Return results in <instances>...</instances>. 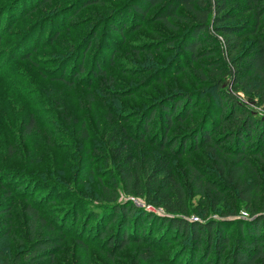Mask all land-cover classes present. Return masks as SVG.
I'll list each match as a JSON object with an SVG mask.
<instances>
[{"label":"trees","instance_id":"1","mask_svg":"<svg viewBox=\"0 0 264 264\" xmlns=\"http://www.w3.org/2000/svg\"><path fill=\"white\" fill-rule=\"evenodd\" d=\"M18 2L9 0L0 4V20L2 16L11 17L6 26L7 33L11 32L16 21L21 22L19 17L27 19L37 8L50 4L51 0H38L32 11H23L17 16L16 6L21 3ZM102 2L77 0L69 17L73 25L69 26L79 23L77 15L80 11L75 8L81 6L83 9L101 5ZM11 8V11H6ZM152 12L151 20H148L160 23L173 35L134 50V55L143 54L142 57L146 58L134 75L138 78L135 86L148 89L154 83H163L167 76L186 72L187 68L198 62L196 76L202 83L208 84L210 91L207 99H203L207 113L187 127L186 135L169 140L168 135L176 125H184L188 120L192 122L194 112L202 101L200 99L193 106L194 99L189 94L173 93L158 100L152 107L135 111L129 117L124 118L120 114V124L135 120L133 131L123 138L130 144L144 142L150 137L153 122L157 119L158 128L163 133L158 143L159 149L171 151L176 147L179 154L184 155L189 144L192 152L206 153L209 170L204 173L199 168L191 167V187L199 194L210 193L216 198L227 193L234 194L239 204L251 209L250 217L194 221L175 216L177 213L186 216L188 212L179 207L184 202L185 190L182 183L174 179L170 183L174 188L173 195L166 194L162 201L166 212L163 215L149 214L129 202L117 203L108 194H103L111 200L112 206H100L87 216L80 233L74 235L76 244L82 249L92 246L93 241L84 239L83 233L94 223L95 239L104 242L101 248L114 253L132 243H147L158 250H167L171 244H178L173 264H180L181 260L182 264H264V0H124L119 11L97 16L84 31L79 43L69 46L71 55L63 57L62 62L58 59V65L52 69L51 75H47V72L42 75L69 87L81 77H86L87 88L92 86L96 77L103 82L106 78L101 63L103 55L109 53V64H112L119 50L114 48V37L120 36L123 41L124 32L128 30L130 34L142 28ZM43 24L41 32L48 21ZM69 26L62 31L52 29L47 39L50 45L53 42L62 45L57 39L63 31L72 28ZM17 33L11 32L10 35L13 37ZM24 42V45H31V37ZM93 49L95 55L87 69L84 58ZM16 55H13V59H17ZM20 59L29 60L31 57L26 54ZM204 59L208 60L202 62ZM112 80L109 83L116 85ZM102 92L104 98L109 100L128 96L127 93L113 90ZM241 95L262 109L253 110L241 101ZM109 119L112 120L111 117ZM37 131V119L32 114L22 125L21 138H30ZM152 140L155 144V139ZM112 152L126 190L130 194L143 196L148 187L146 179L137 169L132 152L119 147ZM17 156L18 153L10 145L0 156L2 198L12 200L10 205L3 207L0 215L12 212L14 197L25 202L23 213L28 218L29 236L24 247H20L13 256L0 252V264H57L55 258L63 248V238L71 236L65 233L68 214L50 217L47 212V208L54 203L55 189L39 199H31L25 192L27 187H33L34 179L27 185V177L21 176L23 181H19L16 175L11 177L10 168L8 171L1 168L10 167L8 163H14L13 158ZM41 190H46V187ZM151 193L152 189L148 188L147 195ZM260 195L263 197L260 198ZM79 214L80 207L74 211L73 228ZM47 215L50 219H45ZM45 226H48L49 234L44 235L42 229ZM151 256L147 255L145 260Z\"/></svg>","mask_w":264,"mask_h":264},{"label":"rangeland","instance_id":"2","mask_svg":"<svg viewBox=\"0 0 264 264\" xmlns=\"http://www.w3.org/2000/svg\"><path fill=\"white\" fill-rule=\"evenodd\" d=\"M6 1L9 0H0V4ZM37 1L19 0L21 3L16 6L17 16L23 11H32L38 4ZM76 2L77 0H51L50 4L37 8L27 19L19 17L21 22L16 21L11 30L12 33H19L13 37L11 32H5L10 15L1 17L0 36L3 35V38L0 41V156L4 155L7 145L14 147L18 153L13 158L14 163H8L10 167L1 168L6 171L10 168L11 177L16 175L19 181H23L21 176L27 177V185L34 179L33 187H27L25 192L31 199H39L51 189L57 191L54 203L47 208V212L50 217L68 214L65 233L71 235L63 238V248L55 258L57 264H173L178 244H171L167 250H155L147 243H132L124 250L114 253L101 248L104 242L95 239L94 223L83 233L84 239L93 241L91 247L79 248L74 235L80 233L87 216L98 207L112 206L111 200L106 199L103 194H108L117 203L129 202L149 214H166L162 201L166 194L173 195L174 188L170 183L174 179L182 183L185 190L184 202L179 207L187 209L188 212L186 216L179 213L175 216L194 221L250 217L251 209L239 204L234 194L227 193L216 198L210 193L199 194L191 187V167L199 168L204 173L209 170L206 153L192 152L189 144L184 155L179 154L176 147L171 151L159 149L158 143L163 133L158 128L157 119L153 122L150 137L144 142L130 144L123 138L133 131L135 120L120 124V114L124 118L129 117L135 111L152 107L158 100L173 93L189 94L194 99L193 106L202 99L194 112L192 122L188 120L184 125H176L168 137L169 140H174L186 135L184 132L187 127L207 113L203 99L209 96L208 84L197 78V62L187 68L186 72L167 76L161 84L154 83L148 89L135 86L138 78L134 75L146 58L142 57L143 54L134 55V50L147 46L156 39L173 35L172 31L164 29L160 23L150 21L153 12L147 16L142 28L130 34L128 30L124 32L123 41L120 36L114 37V48L119 50L114 55L112 64H109V53L103 55L101 63L106 71L103 82H100V77H96L92 86L87 88L86 77H81L69 87L44 78L42 73L51 75L52 69L58 65V59L62 62L63 57L71 55L69 46L79 43L80 37L97 16L119 11L124 0H103L101 5L75 8L80 11L77 15L79 23L72 27L73 22L71 23L69 17L73 14ZM11 10L12 8L6 11ZM43 21H48V24L41 32L45 25L43 23H46ZM70 24L72 25L69 26ZM127 25L130 28V23L127 22ZM66 26L72 28L63 31L57 39L62 45L57 42L50 45L47 39L52 29L62 31ZM29 36L32 39L31 45H24ZM26 54H30L31 59H20ZM13 55L17 59H13ZM94 55V49L86 53L84 62L87 69ZM67 73L68 71L66 75ZM110 79L116 85H111ZM112 90L127 93L128 96L113 100L104 98L102 91ZM240 99L255 111L262 109L254 106L243 95ZM32 114L37 119L38 131L30 138H21L22 125ZM152 139H155V144ZM116 147L132 152L139 173L146 179L147 187L152 189L150 196L147 195L148 188L144 190L143 196L130 194L126 190L120 180L118 166L113 161L112 151ZM38 181H42V184ZM42 187H46V190H41ZM3 194L0 186V211L12 202L10 198H2ZM13 200L12 212L0 215V252L12 256L27 243L29 236L28 218L23 213L25 202L16 197ZM79 207V220L73 228L74 211ZM45 219L50 218L47 215ZM47 227L42 229L44 235L49 234ZM149 254L152 256L145 260Z\"/></svg>","mask_w":264,"mask_h":264}]
</instances>
